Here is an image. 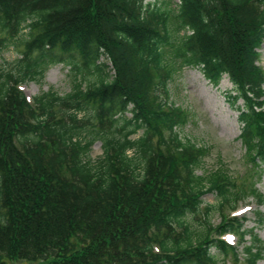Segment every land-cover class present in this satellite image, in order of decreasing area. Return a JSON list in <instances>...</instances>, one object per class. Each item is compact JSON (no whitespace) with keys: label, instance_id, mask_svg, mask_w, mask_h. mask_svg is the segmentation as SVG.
I'll use <instances>...</instances> for the list:
<instances>
[{"label":"trees","instance_id":"16d2710c","mask_svg":"<svg viewBox=\"0 0 264 264\" xmlns=\"http://www.w3.org/2000/svg\"><path fill=\"white\" fill-rule=\"evenodd\" d=\"M145 1L0 0V53L20 55L0 69V264H218L212 248L238 263L225 234L245 264L264 258V213L250 229L224 214L263 195L222 163L197 174L208 149L180 136L188 115L168 89L185 68L214 88L227 77L238 140L261 168L264 0ZM57 64L69 91L28 101L19 87Z\"/></svg>","mask_w":264,"mask_h":264},{"label":"rangeland","instance_id":"374dc122","mask_svg":"<svg viewBox=\"0 0 264 264\" xmlns=\"http://www.w3.org/2000/svg\"><path fill=\"white\" fill-rule=\"evenodd\" d=\"M155 0H146L145 2H153ZM260 59L258 64L264 70V42L259 49ZM20 55L12 49L4 50L0 53V69H12ZM53 89L60 94L67 93L70 89V79L67 77V69L61 64L51 66L40 81H32L20 86L27 100H31L34 96ZM169 101L186 111L188 121L179 130L180 136L186 139H192L197 147L205 146L208 149V156L203 160V166L197 171L201 174L203 170H210L217 167L220 163L224 164L236 186L243 185V189L248 193L250 186L258 189L264 197V165L257 169L244 156V149L238 140L240 135V125L237 121L238 112L231 109L225 101L224 93L231 89L227 77H223L220 84L214 88L202 76L199 70L193 68H185L181 73L173 78L168 86ZM241 105V101L237 103ZM91 157L95 158L101 155L100 144L96 143L91 149ZM203 201L208 204L215 202L212 194L203 196ZM256 203L250 197L238 205L237 209L231 211L224 210V214L228 217L234 215L243 216L246 219L244 227L250 229L255 226V210L264 213V205L256 207ZM242 213V214H238ZM220 223V216L214 215L212 218L213 226ZM254 233L258 238L264 241V225L256 227ZM223 240L236 248L239 254L238 263H234L233 258L227 259V262L220 260V253L215 248L211 249L212 255H217L218 264H245L242 260V247L235 237L225 235ZM245 245L249 244V237H245ZM242 254V255H241ZM230 257V255H229ZM14 264H27L16 262ZM256 264H264V258Z\"/></svg>","mask_w":264,"mask_h":264}]
</instances>
